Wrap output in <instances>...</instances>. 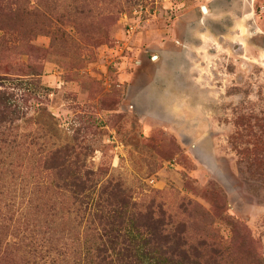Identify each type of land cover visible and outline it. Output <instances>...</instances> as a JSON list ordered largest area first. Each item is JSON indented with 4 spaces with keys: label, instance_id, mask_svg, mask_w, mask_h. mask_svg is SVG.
I'll list each match as a JSON object with an SVG mask.
<instances>
[{
    "label": "rangeland",
    "instance_id": "obj_1",
    "mask_svg": "<svg viewBox=\"0 0 264 264\" xmlns=\"http://www.w3.org/2000/svg\"><path fill=\"white\" fill-rule=\"evenodd\" d=\"M263 6L0 0V81L16 109L15 150L0 154L1 176H13L0 264L33 251L31 264H88L97 246L126 245H111L97 218L116 206L127 220L129 201L156 215L161 208L187 246L220 254L211 262L264 264ZM63 145V161L86 187L75 207L71 192L53 191L71 180L40 160ZM54 229L61 259L30 244L32 233Z\"/></svg>",
    "mask_w": 264,
    "mask_h": 264
},
{
    "label": "trees",
    "instance_id": "obj_2",
    "mask_svg": "<svg viewBox=\"0 0 264 264\" xmlns=\"http://www.w3.org/2000/svg\"><path fill=\"white\" fill-rule=\"evenodd\" d=\"M0 79L5 78L0 75ZM1 86H3V83L0 81V154H5V157L11 159V156L13 155L12 153L15 150V145L14 141L9 138L8 132L12 128V120L10 115L13 114L16 109L13 106L14 104L10 101L11 97L13 96L12 93L8 92L6 88L3 89ZM66 147L67 146L63 145L52 149L50 152L47 151V155L45 154L42 156V159L40 160L43 163L51 161L57 171L65 174V176H67L66 178L71 180L70 188L54 185L55 188L53 191L56 194L54 197H59L61 195L59 190H64V192L67 190L71 192L70 196L73 199L71 204L75 207L76 204H79L78 200L76 199L78 198L77 195H81L83 192H85L86 187L78 180L79 176H77L73 170L68 168L67 164L63 161L64 159L63 156H61V151H63V149ZM8 164L12 165V162H9ZM49 167L51 166L49 165L46 168ZM4 178L8 179V182H6V185L0 182V229L5 226V221L9 219L7 217L9 211L7 209L6 200L10 199V190L8 189L7 184L12 183V173L8 174L6 172L5 175L0 177V181H2ZM36 191L42 193V195H46L48 188L39 187L36 189ZM116 191L120 192L119 189H116ZM109 192L113 195L116 194L114 189H110ZM55 203L60 205L62 204V201H55ZM128 206L131 209L129 211L127 220L118 217L121 212L116 206L114 209H103L100 213V216L97 218V225H105L110 227L107 234L112 233L111 239L109 237V242L111 245L116 244L117 241L120 243L122 240L123 244L125 242L126 245L124 244V246L119 247L113 245L109 248L105 246H101L99 248L97 246L93 250L91 257L86 258V262L88 264H218L216 260L211 262L207 259L209 255L214 258L219 257L220 254L216 250L204 253L200 250H195L192 247L187 246V240L182 235V231H172L170 229L172 226L168 227L170 220L167 219L165 212H163L161 208L158 209L159 213L156 215L154 214V209L150 205L135 208L136 204L129 201ZM106 208L107 207H105V209ZM64 209H66V211H61L62 214L59 215L63 218H65L66 214H69L68 212H71V210L68 211L67 208ZM75 210L78 211L79 209L76 208ZM111 210H113L114 213L118 212L117 216H115L114 213H110ZM134 214L136 215L134 216ZM54 219L60 220L61 218L55 217ZM53 221L54 220L51 222ZM91 221H93V217ZM121 224H126L129 229H133L138 240H136L134 235H132V237H127L126 232L120 234V232L123 230L121 229L122 227H119ZM59 235L60 233H57L56 229H54V231H48V234L45 235V237H42L40 234L32 233L30 244L36 242L34 244V246H36L45 243L48 245L46 249L52 250L55 255H57V258L61 259L62 255L64 254V246L58 244L60 238ZM96 237L98 240L102 241L98 234ZM37 240L39 241L37 242ZM91 240L93 243V235ZM5 242V239L3 240L0 237V248L2 247V244H5ZM91 247L93 249V246ZM37 249H42V247ZM2 252L3 249H0V259H7V255L2 254ZM33 252L30 253L29 257L25 256V254L22 256L20 254L16 255L14 253V255H16L15 258L9 257V259L12 261V264H18L15 259H18L22 264H31L32 262L34 263V256L32 255ZM47 255L50 256V252Z\"/></svg>",
    "mask_w": 264,
    "mask_h": 264
},
{
    "label": "built area",
    "instance_id": "obj_3",
    "mask_svg": "<svg viewBox=\"0 0 264 264\" xmlns=\"http://www.w3.org/2000/svg\"><path fill=\"white\" fill-rule=\"evenodd\" d=\"M260 12L261 13H264V6L263 7H260Z\"/></svg>",
    "mask_w": 264,
    "mask_h": 264
},
{
    "label": "crops",
    "instance_id": "obj_4",
    "mask_svg": "<svg viewBox=\"0 0 264 264\" xmlns=\"http://www.w3.org/2000/svg\"><path fill=\"white\" fill-rule=\"evenodd\" d=\"M162 58L164 59V56H162ZM167 83V85H169V83L168 82H166ZM181 89H183V88H181ZM194 99V98H193ZM169 121V120H168Z\"/></svg>",
    "mask_w": 264,
    "mask_h": 264
},
{
    "label": "bare ground",
    "instance_id": "obj_5",
    "mask_svg": "<svg viewBox=\"0 0 264 264\" xmlns=\"http://www.w3.org/2000/svg\"><path fill=\"white\" fill-rule=\"evenodd\" d=\"M204 9V8H203Z\"/></svg>",
    "mask_w": 264,
    "mask_h": 264
}]
</instances>
